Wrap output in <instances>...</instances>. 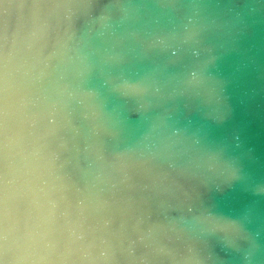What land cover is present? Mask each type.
Segmentation results:
<instances>
[{
    "label": "clouds",
    "instance_id": "1",
    "mask_svg": "<svg viewBox=\"0 0 264 264\" xmlns=\"http://www.w3.org/2000/svg\"><path fill=\"white\" fill-rule=\"evenodd\" d=\"M100 7L95 0L0 3V264H205L204 237L249 260L239 244L250 237L239 221L195 204L179 219L171 205L153 214L124 197L135 187L133 170L149 161L136 159L143 153L135 149L108 146L99 92L88 86L93 54L78 23ZM111 20L99 14L96 30L103 35ZM172 42L188 40L157 33L146 48L163 54ZM185 83L198 89L203 79L190 73ZM112 91L138 99L147 87L122 80ZM169 183L157 167L144 186L162 209Z\"/></svg>",
    "mask_w": 264,
    "mask_h": 264
},
{
    "label": "water",
    "instance_id": "2",
    "mask_svg": "<svg viewBox=\"0 0 264 264\" xmlns=\"http://www.w3.org/2000/svg\"><path fill=\"white\" fill-rule=\"evenodd\" d=\"M95 2L101 7L78 28L93 54L88 86L99 92L108 146L135 149L143 153L136 159L149 161L133 170L135 187L124 197L153 214L171 205L179 219L195 204L239 221L250 237L239 246L250 259L204 237L209 246L202 254L211 257L205 264H264V0ZM101 13L112 17L103 35L95 28ZM3 24L0 15V29ZM157 33L179 34L188 43L172 42L163 54L147 50ZM190 73L203 79L202 87L186 86ZM122 80L144 82L146 94L121 98L112 88ZM157 167L170 180L163 209L144 191Z\"/></svg>",
    "mask_w": 264,
    "mask_h": 264
}]
</instances>
